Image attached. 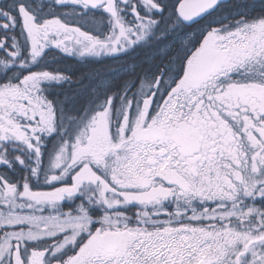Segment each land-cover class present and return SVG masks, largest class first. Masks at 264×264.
Here are the masks:
<instances>
[{"label": "snow or ice", "instance_id": "6c2138e0", "mask_svg": "<svg viewBox=\"0 0 264 264\" xmlns=\"http://www.w3.org/2000/svg\"><path fill=\"white\" fill-rule=\"evenodd\" d=\"M0 264H264V0H0Z\"/></svg>", "mask_w": 264, "mask_h": 264}]
</instances>
